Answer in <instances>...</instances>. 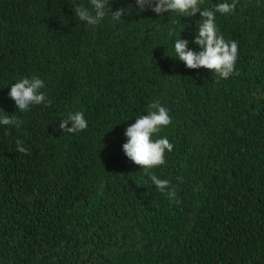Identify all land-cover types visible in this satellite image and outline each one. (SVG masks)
<instances>
[{"label": "trees", "instance_id": "trees-1", "mask_svg": "<svg viewBox=\"0 0 264 264\" xmlns=\"http://www.w3.org/2000/svg\"><path fill=\"white\" fill-rule=\"evenodd\" d=\"M80 4L90 6L0 0V107L22 120L0 126V264H264V0L216 14L225 39L238 41L239 74L227 79L173 57L180 37L200 50L199 13L110 0L133 11L90 26ZM34 76L51 105L21 113L11 84ZM155 101L172 121L154 139L174 148L149 171L180 203L123 151L127 127ZM69 111L88 127L61 130Z\"/></svg>", "mask_w": 264, "mask_h": 264}, {"label": "clouds", "instance_id": "clouds-1", "mask_svg": "<svg viewBox=\"0 0 264 264\" xmlns=\"http://www.w3.org/2000/svg\"><path fill=\"white\" fill-rule=\"evenodd\" d=\"M138 11H145L147 8L161 16L164 13L176 12L187 17H194L197 13L201 19L198 25V34L194 43L199 46V51L189 47V40L181 37L175 41L174 58L183 61L187 68H206L216 76L227 79L231 75H238L236 62L238 59V41L226 40L216 25V14H230L235 11L238 0L232 3L221 2L213 7H201L203 0H136ZM90 6L80 4L74 8L79 20L90 26L99 25L111 12V19L117 22L125 13L131 14L132 7H121L113 10L110 7V0H89ZM175 29L169 30L172 36ZM45 87L44 81L39 77H25L18 82L11 84L9 97L15 101L19 112L29 110L32 105H51V100L46 99V93L41 91ZM172 121L169 110L159 101L149 105L147 115L137 117L135 123L130 124L124 135L127 141L123 144V151L127 158L148 174L155 187L162 193H166L170 200L175 203L176 188L171 185L168 179H161L150 169L159 167L166 163V152H171L174 145L165 137L155 138L162 128L168 126ZM71 123V127H68ZM22 120L15 114L9 115L0 107V126H10L19 129ZM88 127L87 120L82 111H69L61 120L59 128L66 133H78ZM16 150L19 153L29 154L22 140L16 141Z\"/></svg>", "mask_w": 264, "mask_h": 264}]
</instances>
